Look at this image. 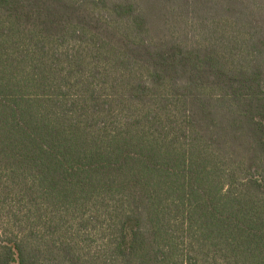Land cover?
Segmentation results:
<instances>
[{
    "label": "trees",
    "instance_id": "16d2710c",
    "mask_svg": "<svg viewBox=\"0 0 264 264\" xmlns=\"http://www.w3.org/2000/svg\"><path fill=\"white\" fill-rule=\"evenodd\" d=\"M0 264H264V0H0Z\"/></svg>",
    "mask_w": 264,
    "mask_h": 264
}]
</instances>
